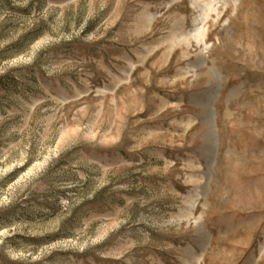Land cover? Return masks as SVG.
I'll use <instances>...</instances> for the list:
<instances>
[{"label":"rangeland","instance_id":"1","mask_svg":"<svg viewBox=\"0 0 264 264\" xmlns=\"http://www.w3.org/2000/svg\"><path fill=\"white\" fill-rule=\"evenodd\" d=\"M0 264H264V0H0Z\"/></svg>","mask_w":264,"mask_h":264},{"label":"bare ground","instance_id":"2","mask_svg":"<svg viewBox=\"0 0 264 264\" xmlns=\"http://www.w3.org/2000/svg\"><path fill=\"white\" fill-rule=\"evenodd\" d=\"M197 31V30H196Z\"/></svg>","mask_w":264,"mask_h":264}]
</instances>
